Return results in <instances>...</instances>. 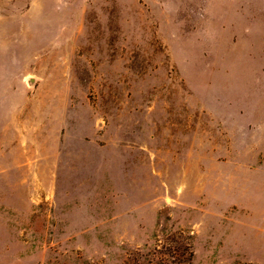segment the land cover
Instances as JSON below:
<instances>
[{
    "label": "rangeland",
    "instance_id": "1",
    "mask_svg": "<svg viewBox=\"0 0 264 264\" xmlns=\"http://www.w3.org/2000/svg\"><path fill=\"white\" fill-rule=\"evenodd\" d=\"M264 264V0H0V264Z\"/></svg>",
    "mask_w": 264,
    "mask_h": 264
},
{
    "label": "trees",
    "instance_id": "2",
    "mask_svg": "<svg viewBox=\"0 0 264 264\" xmlns=\"http://www.w3.org/2000/svg\"><path fill=\"white\" fill-rule=\"evenodd\" d=\"M194 252L190 237L178 229L168 232L164 243H157L152 249L136 250L126 264H193Z\"/></svg>",
    "mask_w": 264,
    "mask_h": 264
}]
</instances>
